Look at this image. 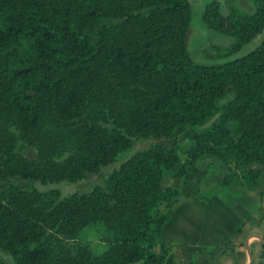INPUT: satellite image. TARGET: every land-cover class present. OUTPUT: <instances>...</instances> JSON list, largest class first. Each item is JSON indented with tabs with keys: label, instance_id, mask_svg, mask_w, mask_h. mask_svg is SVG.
I'll use <instances>...</instances> for the list:
<instances>
[{
	"label": "trees",
	"instance_id": "obj_1",
	"mask_svg": "<svg viewBox=\"0 0 264 264\" xmlns=\"http://www.w3.org/2000/svg\"><path fill=\"white\" fill-rule=\"evenodd\" d=\"M249 1L251 15L235 0L225 16L217 1L205 7L207 28L235 40L224 62L206 64L188 50L189 0H0V181L77 183L136 140L184 128L192 142L136 152L85 194L0 189V264L1 253L14 264H179L164 229L201 157L227 166L221 186L257 187L264 39L236 56L264 30V0ZM94 225L101 253L77 240Z\"/></svg>",
	"mask_w": 264,
	"mask_h": 264
},
{
	"label": "crops",
	"instance_id": "obj_2",
	"mask_svg": "<svg viewBox=\"0 0 264 264\" xmlns=\"http://www.w3.org/2000/svg\"><path fill=\"white\" fill-rule=\"evenodd\" d=\"M232 40L230 45L235 42ZM209 172L191 174L188 183L181 187L174 214L164 229V239L172 245L176 261L179 264H261L264 172L253 190L241 185L221 186L219 183L228 169L219 174ZM104 179L105 184L107 178Z\"/></svg>",
	"mask_w": 264,
	"mask_h": 264
},
{
	"label": "rangeland",
	"instance_id": "obj_3",
	"mask_svg": "<svg viewBox=\"0 0 264 264\" xmlns=\"http://www.w3.org/2000/svg\"><path fill=\"white\" fill-rule=\"evenodd\" d=\"M213 1L219 2L220 13L223 16L229 13V0H189L191 4V26L188 39V50L193 60L199 63L214 64L224 62L225 59L223 58V56L225 53H228L230 51L229 49L231 45L229 42L233 41L232 37L211 30L204 24L202 19L203 12L205 10V7ZM235 5L240 11H243L246 14L251 15L255 12V5L249 0H236ZM109 22L118 24L122 22V20L111 19L106 21V23ZM263 39L264 31L260 35H258L257 38L250 44L240 50L236 55L238 57L246 55L247 53L257 48L263 41ZM231 57L235 56L232 55ZM229 98L230 97H228L227 99ZM218 118V116H215L210 122L201 127L199 130L205 131L207 129H210L212 125L218 121ZM10 131L12 133H16L12 129ZM191 145L192 142L190 133L184 128H179L174 132L172 138L136 140L133 146L128 151L121 154L117 162L102 167L98 175H88L85 180L81 182L69 183L64 181L44 184L40 181L23 180L21 178L15 177L12 179H8L6 182L0 181V189L7 190L10 186H17L22 190L37 191L44 194L52 191H57L62 198L75 193L85 194L91 191L92 188L97 185H103L104 187L105 184L102 179H104L105 177L107 178L108 175H110L114 170H117L124 161L128 160L136 152L147 150L153 146H163L166 148L178 147L181 151H185L188 150ZM18 147H20L21 154L25 158H35V150L32 147L22 142L18 144ZM223 169H227V166L223 162L214 158L213 156L205 155L196 162L192 173H201L205 171L211 173L209 171H212L214 174H219V172L222 173L224 171ZM214 178L215 176L213 177V179ZM163 183L164 186H172L175 182L166 179ZM175 185L176 187H179L180 182H176ZM218 193L220 194L221 190ZM104 239V230L101 226L98 225L85 228L77 236L78 241L88 243L96 253H101L105 250L106 246L103 243ZM1 256L5 264H14L13 259L10 255L1 253Z\"/></svg>",
	"mask_w": 264,
	"mask_h": 264
},
{
	"label": "water",
	"instance_id": "obj_4",
	"mask_svg": "<svg viewBox=\"0 0 264 264\" xmlns=\"http://www.w3.org/2000/svg\"><path fill=\"white\" fill-rule=\"evenodd\" d=\"M248 254H249V257H250V261H251V259H252V254H251V252L248 250Z\"/></svg>",
	"mask_w": 264,
	"mask_h": 264
},
{
	"label": "built area",
	"instance_id": "obj_5",
	"mask_svg": "<svg viewBox=\"0 0 264 264\" xmlns=\"http://www.w3.org/2000/svg\"><path fill=\"white\" fill-rule=\"evenodd\" d=\"M261 264H264V256H263V258H262Z\"/></svg>",
	"mask_w": 264,
	"mask_h": 264
}]
</instances>
